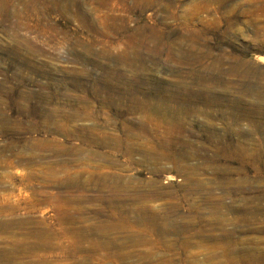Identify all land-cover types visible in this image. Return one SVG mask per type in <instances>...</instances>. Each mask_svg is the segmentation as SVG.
<instances>
[{
	"label": "rangeland",
	"instance_id": "rangeland-1",
	"mask_svg": "<svg viewBox=\"0 0 264 264\" xmlns=\"http://www.w3.org/2000/svg\"><path fill=\"white\" fill-rule=\"evenodd\" d=\"M102 11L92 31L30 39L39 68L0 32V264H264V0H136L126 23ZM129 39L148 112L104 82ZM20 80L31 111L5 93Z\"/></svg>",
	"mask_w": 264,
	"mask_h": 264
},
{
	"label": "bare ground",
	"instance_id": "bare-ground-1",
	"mask_svg": "<svg viewBox=\"0 0 264 264\" xmlns=\"http://www.w3.org/2000/svg\"><path fill=\"white\" fill-rule=\"evenodd\" d=\"M135 2L136 0H0V27H1L0 32L2 33L3 36L6 37L8 36L13 38L14 43L11 49L15 52L16 55L23 56L24 59L27 60V62H32L33 64H36V66L39 68V63H36L34 58L35 55L39 54L41 49L39 48V45L30 43L29 42L30 39L38 40L39 37L41 36H45L50 39H58V38L66 39V36H68L70 28H67V26H64L63 24L71 23V22L76 23L79 28H86V30L92 31L96 29V26L93 24L94 21L93 19H91V15L93 11L98 12V11H102V9H105V11L104 12L102 11V14L98 15L99 18L110 19L116 22L117 21L124 22L123 20L126 19L125 18L126 15L122 11L124 9H128V8L130 9L135 4ZM9 20L11 21L13 20L12 22L10 21V23L13 25V27L10 26L11 27L10 29L5 25V23L8 22ZM61 20L64 21V23L60 24L58 22ZM116 33L117 32L115 30L107 31L105 33L107 40H104L103 43L104 42L105 44L108 43L111 47H116V45H119V41ZM86 38H88V40H91L90 37L88 36H86ZM81 42H82L81 40L75 39V43L82 47V50L86 55L92 54L93 51L90 41L89 44L88 43L83 44ZM136 46L137 45L134 42V39H129L126 41L125 44V50L127 55H124L123 53V54H118L114 57L117 63L122 64L126 67L124 73L120 70H117L115 66H111L107 63L105 65H102L101 67L104 69L103 78L105 85H107L108 88L113 89L115 88V86H122L125 84L126 87H121L120 90L121 91L123 90L124 93L132 96V98L134 99L132 101L133 109L140 110L142 112H148L149 107L147 106V103L145 101H139L137 99V95L139 93L138 88L133 85L132 81H128L130 79L128 78V75L125 76V73L127 72L130 75H133L134 78L138 76L137 72H135L131 66L132 59L129 58L128 56L129 50L131 52L136 51ZM129 55L131 56V54ZM81 61L82 64H85L88 63L89 60L85 58ZM44 70H42L43 71L42 73H46L47 71L48 73L46 74V76H48L50 74L51 69L48 67V68H44ZM141 75L146 80L149 78V76L145 75L143 72H141ZM24 84H25L24 81L20 80L18 83H16V90H15L16 92H11L10 90L5 91L7 98L10 97L14 101L18 100L17 104H18L19 112L31 111L32 108L28 105V100L33 97L39 99V95L35 94L33 91L27 90L22 92L21 90H19L20 89L19 87L23 86ZM49 84L50 82H46L45 84H43L42 87L44 89H48ZM86 91L87 93H89L88 90ZM96 93L97 91L93 90V94ZM192 93L193 95L195 94L194 91H192ZM54 94H55L54 92L52 93L49 91L50 96H53ZM40 97L42 96L40 95ZM165 97L175 98V96H173L172 93H167ZM47 98L50 97L47 96ZM108 98L109 97H106V99ZM43 99L45 98L43 97ZM66 99L68 101L76 99L78 103L81 101H86L84 100L83 97L66 96ZM49 109L50 112L48 116H46V118L48 120L54 121L55 122L54 124L57 125L56 118L58 117V114L56 110H52L51 108ZM67 119L76 120L78 119V114L74 112H70L67 114ZM58 128H59L58 125L55 126V129Z\"/></svg>",
	"mask_w": 264,
	"mask_h": 264
}]
</instances>
